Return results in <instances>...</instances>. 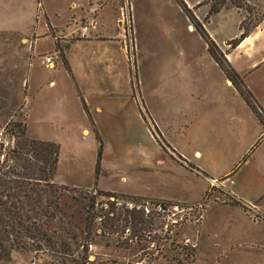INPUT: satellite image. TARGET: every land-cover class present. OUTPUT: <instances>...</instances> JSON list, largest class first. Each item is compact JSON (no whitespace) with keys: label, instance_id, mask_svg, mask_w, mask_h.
Returning <instances> with one entry per match:
<instances>
[{"label":"rangeland","instance_id":"obj_1","mask_svg":"<svg viewBox=\"0 0 264 264\" xmlns=\"http://www.w3.org/2000/svg\"><path fill=\"white\" fill-rule=\"evenodd\" d=\"M250 1V15L244 9L237 11L240 14L230 9L212 16L204 30L218 50L219 44L224 47L225 41L240 35L242 20L247 28L264 14V0ZM87 2L110 7L101 6L108 31L117 18L122 25L125 53L115 63L114 76L120 82L115 94L128 96L129 107L144 115L157 143L155 128L167 141V148H162L166 164L161 167L145 169L131 162H137L143 150L153 155L132 123L127 129L124 125L123 132L112 133L110 142L104 136L107 141L101 147L91 131L83 134L88 123L78 93L89 96L93 87L77 70L80 86L76 88L60 61L55 68L40 64L53 50L56 37L48 33L46 21L57 25L58 31L65 30L69 17L81 14L80 6L87 9ZM194 7L188 8L195 18L208 9L206 5ZM188 25L192 24L176 0H0V128L14 131L16 151L22 152L28 139L58 145L53 177L57 186L91 187L60 193L59 213L49 226L57 252H14L10 262L0 264H81L87 255L90 260L94 256L92 264H264V196L252 198L248 190H237L242 201L253 199L246 201L249 206L243 211L232 206L212 180L209 183V178L216 184L228 175L233 179L243 157L254 158L264 171V140L253 142L260 128L237 96L244 89L251 93L250 84L264 76L263 65L253 66L259 46H264V20L251 27L241 49H231L226 43L227 56L220 51L226 72L210 56L205 40ZM24 36L30 42L36 38L32 51L21 43ZM101 83L102 88H113L109 82ZM191 93L202 95V100H190ZM191 111L240 114L243 127L220 132L194 128L187 133L178 124L189 119ZM14 123L26 126L24 137H19ZM75 125V131L69 132ZM194 151L198 152L195 156ZM3 158L13 160L11 153ZM228 187L240 188L237 184ZM93 188L134 197L174 194L192 204L152 212L146 218L150 225L142 226L136 235L132 230L100 235L94 221L87 230L89 197L98 204L105 200L94 196ZM88 244L91 250H85Z\"/></svg>","mask_w":264,"mask_h":264},{"label":"crops","instance_id":"obj_2","mask_svg":"<svg viewBox=\"0 0 264 264\" xmlns=\"http://www.w3.org/2000/svg\"><path fill=\"white\" fill-rule=\"evenodd\" d=\"M186 0H184L185 2ZM200 1L202 0H194L191 3L186 4L187 7L193 8L196 6ZM246 3H250V0H245ZM88 8L83 9L84 6H80L81 14H73L69 17V22H67V26L65 27V30L58 31V26L55 24H51L49 19L46 21V27L48 33L52 31L53 34L58 37L59 42H61L62 46H59L57 43V46H55L56 37H54L53 40V50L46 53L52 54L53 52H58V58L56 59V62L61 63L62 66H64L63 61H65L67 67H68V74L74 78L75 86L79 89L80 81L77 75L80 74L81 78L84 80H87L88 85L93 87V90L91 93L87 95H82V93H78V97L80 99V102H84L85 107L88 111L90 119L87 118L86 113H83L86 118V121L88 123V126L84 127L82 129L83 134H88L89 131H91L95 137V132L97 136L99 137V140L101 142V146H104L105 141L110 142L112 139L110 135L113 133L123 132L124 125L126 126V129L130 127V124L132 123L142 134V136L146 139V143H148L147 147L152 148V154L146 153L144 150L142 151V156L140 159H138L137 162H134L131 160L132 163L137 164L138 166L145 168V169H156L157 167H161L162 165L166 164V156L167 154L163 152L162 147L153 139L151 133L149 132V129L147 127V123L145 119L141 116V112L139 109H132L129 107V98L125 95L115 94L117 91V85L120 83L117 81L116 77L114 76L115 71V63L119 64L120 61H118L119 57L125 53V50L123 49L122 38L124 36V31L122 28V25L120 24V21L118 18L116 19V23H113L109 28L111 30H107L106 24L104 23L103 18H101V6H107L105 3L97 4L95 6L91 5V3H88ZM73 7V5H72ZM110 8V7H109ZM205 8V7H204ZM203 8V9H204ZM236 11L235 8H230ZM228 9V10H230ZM84 10V11H83ZM208 10V9H207ZM207 10L202 15L196 16L198 21H201V25L204 29H207L208 25H210L212 16L208 19L207 23H203L202 20L204 19ZM228 10H222L221 12L228 11ZM219 13L213 15H219ZM46 14V13H45ZM46 16V15H45ZM47 17V16H46ZM45 17V18H46ZM264 20V19H263ZM262 20V21H263ZM79 22V25H78ZM83 25L89 26L88 31L84 34V36L80 35V27ZM259 25V24H258ZM73 26V30L72 27ZM239 27V25H238ZM192 28V25H188V29ZM240 32V30L238 29ZM51 33V34H52ZM59 33H61L60 36ZM54 36V35H53ZM36 38L33 36L32 42L28 40L27 37H20V41L22 44L29 45L30 51L33 50L34 43L36 42ZM247 39L244 41H241L236 47V49H241L242 45L246 42ZM227 41L224 42V47H226ZM219 51H224V47H222L221 44H219ZM102 50L100 54H98V51ZM62 51L61 58L59 56V52ZM225 56H227V52H223ZM257 61L253 63V66L256 65V68L258 66H264V46H259L257 50ZM230 58V57H229ZM106 81L108 84H112L113 88L109 87H101V82ZM53 81H51L49 84L53 85ZM249 89L253 95V99L255 102L259 105V107L264 112V76L261 79L256 80V82H252L249 86ZM80 91V90H79ZM239 97V101H244L241 95H237ZM184 97V96H183ZM202 95H194L193 93L189 94L190 100H202ZM179 100V98H178ZM244 109L246 113L249 115V118L252 120L253 123H255L259 128L260 132L256 136V138L253 140L254 144H260L264 140V127L263 125L258 121V119L251 113L250 109L248 108L247 104L244 102ZM82 107V103H81ZM191 117L185 121H182L178 124L180 128H184L187 133L192 132L194 128H197L199 130H205L208 132H220V130L225 129L226 127L235 130L238 128L243 127V122L240 116V114H229V116H226L223 112L221 113H210L207 114V112H194L191 111ZM240 113V112H239ZM189 114V112H188ZM187 114V115H188ZM131 116L132 118H130ZM26 117V116H25ZM154 123H157L156 120H154ZM157 127V126H156ZM75 128L77 126H73L69 128V132L75 131ZM158 130V129H157ZM85 132V133H84ZM106 136L107 138L105 139ZM96 138V137H95ZM97 140V139H96ZM163 141H165L163 139ZM167 144V141H165ZM143 149V148H142ZM194 156L198 154L197 151H194ZM125 162L129 161L127 159H123ZM197 172L203 173V171L197 167ZM235 179L231 178V176H226L222 180H218L216 186L220 187V189L223 191V197H229V199L233 200H241V193H239L240 190L243 192L244 190H248L250 194H252V198H261L264 196V171L259 168V166L255 165L254 158L246 159L240 167L236 170ZM250 174V176H249ZM231 178V179H230ZM205 179V178H204ZM208 179V178H207ZM237 179V180H236ZM259 182H258V180ZM206 180V179H205ZM210 180H213L209 178ZM236 181V182H235ZM239 186L240 188H232L228 186ZM227 186V187H226ZM77 189H91V187H74ZM95 191H98L97 189L93 188ZM209 188L207 187L204 191V196L206 193H208ZM121 195L134 197L133 195H128L124 193H120ZM135 198H143V199H153V200H160V201H168L172 203H179V204H192L184 202L183 199H181L178 195H171V196H149V195H143ZM253 200V199H252ZM252 200H246L248 202H252ZM246 201H242L249 206V203ZM256 204L253 203L252 206ZM251 206V205H250ZM251 206V207H252ZM254 207V206H253ZM252 207V208H253Z\"/></svg>","mask_w":264,"mask_h":264},{"label":"trees","instance_id":"obj_3","mask_svg":"<svg viewBox=\"0 0 264 264\" xmlns=\"http://www.w3.org/2000/svg\"><path fill=\"white\" fill-rule=\"evenodd\" d=\"M176 1L187 15L193 29L207 43L208 52L214 62L221 70L226 72L227 64L223 54L208 37L203 26L196 21L192 11L186 6L185 2L183 0ZM202 5L208 7L207 13L202 20L203 23H207L211 16L220 11L230 8H235L236 10L244 9L248 15L252 13L250 6L243 0H203L195 7ZM263 19L264 14L247 28L243 26L242 20L239 23L240 35L227 43L229 47L231 49L236 47L248 36L251 27H257ZM55 46L58 47L56 41ZM62 61L65 69L69 71L65 61ZM237 90L239 91V88ZM239 93L251 113L264 127V112L255 102L251 93L246 89L239 91ZM81 103L87 118L90 119L84 102L82 101ZM13 126L19 131V137L25 136L26 126L24 124L14 123ZM155 132L159 135V138H156L159 145L163 149L167 148V144L161 139L157 128H155ZM8 136L12 140L13 145L6 154L11 153L13 157L11 159L13 160L10 163L6 158H0V263L10 262L11 255L14 252L37 253L44 252L46 249L57 252V242L53 240L49 233L50 222L59 213L60 193L63 191L75 193L78 191L77 188L57 186L53 182L58 163L59 148L57 144L28 139L24 150L20 152L14 150V131L8 129ZM95 137L99 142V147H101V142L96 132ZM1 154L0 150V156ZM245 158H242L241 163L245 161ZM97 194L104 197L116 196V194L99 191H97ZM129 198L137 201L146 200L135 197ZM163 202L167 205L179 204L168 201ZM230 203L232 206L240 207L243 211L247 210V204L241 200L231 199ZM98 215L102 216L101 223L96 228V230H100V235H108L119 231L124 233L130 230L136 235L142 226L150 225V221L148 222L146 219L149 216H145L141 211L116 209L111 204L106 211L96 210L94 197L90 196L86 212V219L88 220L87 230L90 229L91 223ZM146 236H149V232H147ZM82 248H84L83 245ZM86 248L87 246H85V250ZM88 257L89 255L85 256L81 264H92L93 261L88 260Z\"/></svg>","mask_w":264,"mask_h":264},{"label":"built area","instance_id":"obj_4","mask_svg":"<svg viewBox=\"0 0 264 264\" xmlns=\"http://www.w3.org/2000/svg\"><path fill=\"white\" fill-rule=\"evenodd\" d=\"M80 28H81L80 35L84 36V34L88 31L89 26L84 25V26H81ZM57 58H58V52L47 54L40 60V64L47 68H55ZM12 145H13L12 140L8 136V130L6 128H0V150L2 153L0 158L4 157V155L12 147ZM212 183L216 185V182L214 180L211 181V184ZM92 194L96 196L97 191L93 190ZM110 204L116 209L141 211L145 216H150L152 212L155 214H159L165 211H170L169 209H172L173 207H178V205H175V204L167 205L163 201H157V200L137 201V200H133L124 195L105 197V200L101 202L100 204L95 203V207H99L98 210L106 211L108 210ZM186 207L187 209H191L193 206L190 207L186 205ZM101 220H102V216L98 215L95 217L94 222L98 225L101 223ZM87 247L89 250L92 249L91 244H88ZM89 257H88V260H90ZM93 259H94V256H92V260Z\"/></svg>","mask_w":264,"mask_h":264},{"label":"bare ground","instance_id":"obj_5","mask_svg":"<svg viewBox=\"0 0 264 264\" xmlns=\"http://www.w3.org/2000/svg\"><path fill=\"white\" fill-rule=\"evenodd\" d=\"M189 29H192V28H189ZM85 133V132H84Z\"/></svg>","mask_w":264,"mask_h":264}]
</instances>
